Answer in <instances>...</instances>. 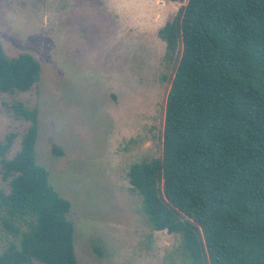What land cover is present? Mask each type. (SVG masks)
<instances>
[{"label":"trees","instance_id":"16d2710c","mask_svg":"<svg viewBox=\"0 0 264 264\" xmlns=\"http://www.w3.org/2000/svg\"><path fill=\"white\" fill-rule=\"evenodd\" d=\"M159 35L167 56L182 44L163 154L134 162L130 183L154 229L181 236L190 264H264V0H187ZM41 72L31 53L11 57L0 42V91H27ZM11 108L30 125L12 158L16 133L0 140L10 179L0 206L28 229L5 220L20 239L0 264H78L72 203L36 161L39 108L21 101Z\"/></svg>","mask_w":264,"mask_h":264},{"label":"rangeland","instance_id":"374dc122","mask_svg":"<svg viewBox=\"0 0 264 264\" xmlns=\"http://www.w3.org/2000/svg\"><path fill=\"white\" fill-rule=\"evenodd\" d=\"M186 2L0 0L7 54L29 52L42 65L31 89L0 91V140L16 133L12 158L30 121L11 106L39 108L36 161L72 203L78 264H190L181 236L154 229L129 180L134 162L163 154L166 101L182 44L167 56L159 30ZM9 181L0 158L5 192ZM5 220L28 229L0 206V253L20 239Z\"/></svg>","mask_w":264,"mask_h":264}]
</instances>
